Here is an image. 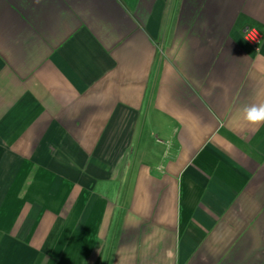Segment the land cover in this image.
I'll use <instances>...</instances> for the list:
<instances>
[{
	"label": "crops",
	"instance_id": "obj_1",
	"mask_svg": "<svg viewBox=\"0 0 264 264\" xmlns=\"http://www.w3.org/2000/svg\"><path fill=\"white\" fill-rule=\"evenodd\" d=\"M264 0H0V264H264Z\"/></svg>",
	"mask_w": 264,
	"mask_h": 264
},
{
	"label": "clouds",
	"instance_id": "obj_2",
	"mask_svg": "<svg viewBox=\"0 0 264 264\" xmlns=\"http://www.w3.org/2000/svg\"><path fill=\"white\" fill-rule=\"evenodd\" d=\"M243 121L253 128L264 124V103L246 104L242 108Z\"/></svg>",
	"mask_w": 264,
	"mask_h": 264
},
{
	"label": "built area",
	"instance_id": "obj_3",
	"mask_svg": "<svg viewBox=\"0 0 264 264\" xmlns=\"http://www.w3.org/2000/svg\"><path fill=\"white\" fill-rule=\"evenodd\" d=\"M244 38L251 46L258 48L263 39V33L256 27H247L244 31Z\"/></svg>",
	"mask_w": 264,
	"mask_h": 264
}]
</instances>
